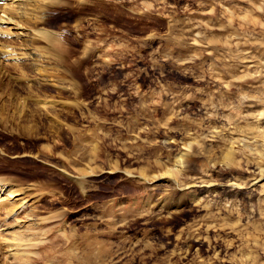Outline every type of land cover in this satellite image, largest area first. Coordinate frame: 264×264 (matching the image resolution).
<instances>
[{"label":"rangeland","instance_id":"374dc122","mask_svg":"<svg viewBox=\"0 0 264 264\" xmlns=\"http://www.w3.org/2000/svg\"><path fill=\"white\" fill-rule=\"evenodd\" d=\"M26 1L0 25V264H264V0Z\"/></svg>","mask_w":264,"mask_h":264},{"label":"bare ground","instance_id":"6f19581e","mask_svg":"<svg viewBox=\"0 0 264 264\" xmlns=\"http://www.w3.org/2000/svg\"><path fill=\"white\" fill-rule=\"evenodd\" d=\"M34 1H35V8H40L44 4L51 3L52 0H34ZM16 2H20V4L14 6V3H16ZM32 10L33 9L31 8V6H29V4H27L26 0H0V25L1 24H9V25H11L12 28H17L18 29L20 26H17V23H15L16 22L15 19H17V20L23 19ZM33 13H34V17H36L37 13L36 12H33ZM14 20H15V22H14ZM1 28H0V32H1ZM6 29H8V28H6ZM9 30H13V29L9 28L8 31ZM36 35H37V38L39 40L43 39V41H47V42H50L51 40L53 41L52 36L48 32L43 31L42 29L36 30ZM224 159L227 160L228 162L232 161V158H231L230 154L224 155ZM167 172H169V171H167ZM13 194L14 193L12 191H10V190H7V189L2 190L0 188V197H3L5 195L6 198L8 199L9 196H11ZM12 205L13 204L10 201H8V200H5L4 202L0 201V211H3L5 216H7V215L9 216V215H11L13 213V211H12V207L13 206ZM8 232H10L9 234H10L11 241L12 242H16V244L17 243L20 244V241L22 240V238L18 237L19 234H17L15 231L13 232L12 230H10ZM3 252L6 255V257H10V255H9L10 253H8L9 252V247L8 246L6 247L5 251H3ZM20 255L21 256H26V255L28 256L29 252L27 253V252L23 251V253L20 254ZM36 261H38V260H36ZM26 262H29V261H26Z\"/></svg>","mask_w":264,"mask_h":264}]
</instances>
